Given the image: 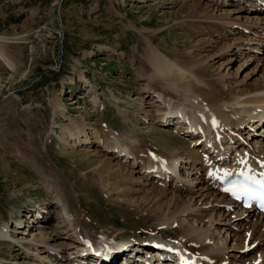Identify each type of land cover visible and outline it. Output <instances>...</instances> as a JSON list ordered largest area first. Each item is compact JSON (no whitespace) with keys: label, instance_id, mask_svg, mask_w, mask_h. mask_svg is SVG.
Returning a JSON list of instances; mask_svg holds the SVG:
<instances>
[{"label":"rangeland","instance_id":"rangeland-1","mask_svg":"<svg viewBox=\"0 0 264 264\" xmlns=\"http://www.w3.org/2000/svg\"><path fill=\"white\" fill-rule=\"evenodd\" d=\"M229 2L0 0V36L6 38L3 48L14 64L10 66L0 59V219L8 221L9 229H23L20 218L24 215L28 221L34 218L40 222L43 215L50 216L43 209L49 207L53 214L57 208L39 173L31 162L22 159L35 154L29 153L31 148L27 147L32 142L69 181L73 204L88 227L108 234L111 239L119 237L120 242L155 233L153 221L166 210V200L156 191L148 194L150 186L134 182L140 168L136 162L119 161L126 170L135 172L127 180L117 178L109 170L95 169L98 160L111 156L101 151L97 143L67 147L72 141L64 132L65 126L71 118L102 130L107 124L118 132L144 137L145 143L157 142L160 151L173 152L174 146L182 150V134H175L170 126L168 131L174 134H164L167 129L161 130L154 111L148 116L150 121H144L140 98H135L139 96L135 69L140 58L134 54L143 49L147 37L181 61L218 51L228 41L222 28L223 20L229 19L226 9H240L243 15H261L259 8L252 6L256 0ZM229 35L228 38L238 36ZM210 37L217 42L210 41ZM255 40L235 55L230 52L217 57L207 73L215 76L231 72L232 79H244L253 83L251 86L264 82V38L262 43ZM250 44L253 49L246 48ZM228 58L229 64L219 68ZM56 100L65 104V113L56 110ZM160 133L166 139L162 144ZM255 137L264 142V137L254 135L251 143ZM40 152L32 161L42 159L44 153L39 156ZM105 167L108 168L106 164ZM10 231L14 236L22 233ZM243 231L237 241L247 239L242 243L245 257L238 262L261 263L264 230L259 244ZM232 242L230 239L229 244ZM91 244L95 243L89 242V247ZM18 248L11 246L9 240L0 241V264L31 262ZM85 249L78 253L80 259H86Z\"/></svg>","mask_w":264,"mask_h":264},{"label":"bare ground","instance_id":"bare-ground-1","mask_svg":"<svg viewBox=\"0 0 264 264\" xmlns=\"http://www.w3.org/2000/svg\"><path fill=\"white\" fill-rule=\"evenodd\" d=\"M213 1L214 4H223L229 0ZM252 6L259 8L260 16L243 15L240 9L225 10L229 19L223 20L222 28L226 30L228 43L205 57L181 61L161 50L151 37H147L143 49L134 54L135 58H140L135 69L139 96L135 98H140L144 121H150L148 116L154 111L161 130L167 129L163 130L168 132L164 134H182V150L178 151L174 146L173 152L160 151L157 142L151 140L148 145L144 137L118 132L107 124L102 130L71 118L65 126L64 132L72 141L67 147L71 144L73 148H82L97 143L101 151L111 156L98 160L95 169L101 172L109 170L117 178L127 180L135 172L126 170L119 161L136 162L140 168L136 172L139 176L133 177L134 182L150 186L146 190L148 194L156 191L166 200V210L153 221L155 233L103 247L105 238L111 237L83 223L82 215L73 204L69 181L59 173L47 154L30 142L27 145L31 148L29 153L35 154L22 159L31 162L30 165L39 173L57 208L53 214L49 207L43 209L42 212L50 216L43 215L40 222L34 218L28 221L26 215L22 216L23 229H9L8 221L0 219V241L9 240L16 249L20 246L24 255L32 260L26 264H52L49 261L56 264H243V261H238L245 257V245H242L244 240L237 241L238 235L246 230V235L255 238L254 243L259 244L264 230V213L255 206L245 208L234 201L221 189L223 182L221 178L214 177V172L225 175V169L234 165L240 170L248 166L259 171L264 169V142L255 137L251 143L254 135L264 137V82L251 86L253 83L244 79H232L231 72L210 76L207 71L222 54L232 52L230 54L235 55L254 39L256 43H262L264 0H256ZM233 33L238 36L228 38ZM4 40L6 38L0 36V59L13 66L3 48ZM210 41L217 42L211 37ZM251 45L246 48L253 49ZM230 61L228 58L221 62L219 68ZM54 106L60 113L67 110L59 100L54 102ZM169 126L174 133L168 131ZM161 133L159 139L162 144L166 139ZM37 151L39 156L44 153L43 157L32 161L38 156ZM105 164L108 168H104ZM10 215L12 218L16 216L13 212ZM219 224L227 227H219ZM10 230L22 232L21 236H14ZM230 239L233 240L231 244ZM89 242L95 244L89 247ZM84 247L87 248L86 259L81 256L80 259L78 253ZM246 264H264V261Z\"/></svg>","mask_w":264,"mask_h":264}]
</instances>
